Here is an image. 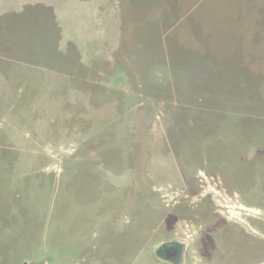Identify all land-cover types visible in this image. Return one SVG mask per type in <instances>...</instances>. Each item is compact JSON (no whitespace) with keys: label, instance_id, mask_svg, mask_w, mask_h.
Masks as SVG:
<instances>
[{"label":"rangeland","instance_id":"obj_1","mask_svg":"<svg viewBox=\"0 0 264 264\" xmlns=\"http://www.w3.org/2000/svg\"><path fill=\"white\" fill-rule=\"evenodd\" d=\"M0 264H264V0H0Z\"/></svg>","mask_w":264,"mask_h":264}]
</instances>
